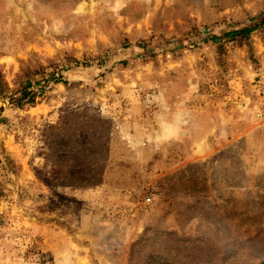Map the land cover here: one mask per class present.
<instances>
[{
    "label": "rangeland",
    "instance_id": "rangeland-1",
    "mask_svg": "<svg viewBox=\"0 0 264 264\" xmlns=\"http://www.w3.org/2000/svg\"><path fill=\"white\" fill-rule=\"evenodd\" d=\"M0 264H264V0H0Z\"/></svg>",
    "mask_w": 264,
    "mask_h": 264
},
{
    "label": "trees",
    "instance_id": "trees-1",
    "mask_svg": "<svg viewBox=\"0 0 264 264\" xmlns=\"http://www.w3.org/2000/svg\"><path fill=\"white\" fill-rule=\"evenodd\" d=\"M257 30L256 26L255 27H247L243 28L241 30H233L225 33L222 37H213L212 40L215 42H220L223 39L227 41H234L236 38H241V39H248L251 34H253ZM31 84L28 82L26 86L23 88L21 91V94L17 98H12L11 99V104L16 105L19 108H22L26 105H35L36 100L38 97V94L35 92H32L31 89Z\"/></svg>",
    "mask_w": 264,
    "mask_h": 264
},
{
    "label": "built area",
    "instance_id": "built-area-1",
    "mask_svg": "<svg viewBox=\"0 0 264 264\" xmlns=\"http://www.w3.org/2000/svg\"><path fill=\"white\" fill-rule=\"evenodd\" d=\"M152 201H153L152 197H148V198H146V203H147V204L152 203Z\"/></svg>",
    "mask_w": 264,
    "mask_h": 264
}]
</instances>
